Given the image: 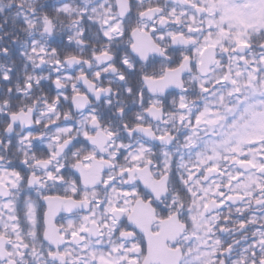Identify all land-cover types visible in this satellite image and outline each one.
Wrapping results in <instances>:
<instances>
[{
  "label": "snow or ice",
  "instance_id": "1",
  "mask_svg": "<svg viewBox=\"0 0 264 264\" xmlns=\"http://www.w3.org/2000/svg\"><path fill=\"white\" fill-rule=\"evenodd\" d=\"M0 16V264H264V0Z\"/></svg>",
  "mask_w": 264,
  "mask_h": 264
},
{
  "label": "flooded vegetation",
  "instance_id": "2",
  "mask_svg": "<svg viewBox=\"0 0 264 264\" xmlns=\"http://www.w3.org/2000/svg\"><path fill=\"white\" fill-rule=\"evenodd\" d=\"M54 2V0H53ZM0 25H3V31H0V35H3V32L11 31L12 30V21L9 19L7 23H4L3 16H0ZM0 63H4L3 60H0Z\"/></svg>",
  "mask_w": 264,
  "mask_h": 264
}]
</instances>
